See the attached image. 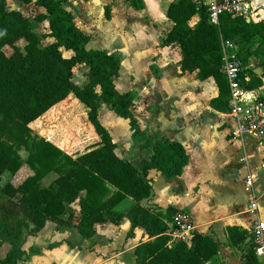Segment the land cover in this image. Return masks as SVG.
Listing matches in <instances>:
<instances>
[{"label":"trees","instance_id":"1","mask_svg":"<svg viewBox=\"0 0 264 264\" xmlns=\"http://www.w3.org/2000/svg\"><path fill=\"white\" fill-rule=\"evenodd\" d=\"M125 1L138 11L147 7L146 0ZM34 3L45 9L35 19L48 21L47 36L54 39L44 46L32 20L11 8L7 0H0V249L4 243L10 244L6 255L0 256V264H19L26 255L23 245L27 236L41 231L47 221L75 227L83 239H91L98 224L119 225L124 218L130 222L129 235L140 227L148 238L135 247V264H208L221 252L213 236L195 232L198 236L194 235L190 245L184 241L169 244L167 220L176 208L169 205L162 210L141 204L153 195L150 169L169 178L183 173L189 162L185 146L166 136L151 141L146 135L145 145L150 151L142 168L120 156L117 143L99 118L101 106L127 119L135 134L144 132L133 113L134 94L121 92L115 85L121 68L119 57L104 49L85 47L89 36L76 25L63 0ZM106 14L109 17L108 11ZM165 15L173 25L163 43L180 47L181 71L197 70L200 79H214L218 94L209 101L212 109H229V83L221 71L222 39L235 42L236 54L244 65L253 61L263 67L261 75L253 68L244 69L247 79L243 83L249 88L264 85V19L248 21L243 15L223 14L215 25L206 8L195 0H171ZM196 15L198 21L191 24ZM61 48L73 54L65 56ZM78 63L89 67L83 86L73 81ZM71 93L86 104L88 119L99 138L77 154L67 153L30 126ZM21 152L31 174L18 183L8 180L2 185L3 173L15 176L19 172ZM50 173L55 177L43 184ZM127 197L133 203L126 210H118ZM76 201L80 207L78 222L71 209ZM226 234L228 244L247 246L245 264H256L248 230L229 225Z\"/></svg>","mask_w":264,"mask_h":264},{"label":"rangeland","instance_id":"2","mask_svg":"<svg viewBox=\"0 0 264 264\" xmlns=\"http://www.w3.org/2000/svg\"><path fill=\"white\" fill-rule=\"evenodd\" d=\"M170 1L160 0L158 3L157 0H146V9L138 11L125 0H63L64 6L73 13L76 25L89 36L85 47L113 52L120 59V74L115 78V85L121 92L129 90L134 94L133 113L144 134H135L129 121L115 114L106 105L100 108L99 118L117 143V153L132 160L139 168H142V161L147 154V150H144L146 147L143 145L146 135H150L151 141H154L164 135H174L183 130L182 116L177 108V94L170 89L176 76H181V49L177 44L163 43L172 26L171 20L165 15L166 6ZM7 2L11 8L22 11L32 20L34 31L41 38V46L54 40L47 36L48 21L40 22L35 19L36 15L45 11L43 7L36 5L33 1L27 3L24 0H7ZM107 11L109 17H107ZM196 20L197 16L193 17L191 24ZM61 50L65 56L73 54L70 50L64 48ZM88 72L89 67L86 63H78L73 71V81L83 86L88 81ZM87 112L86 104L80 102L71 93L30 126L37 134L52 141L67 153L77 154L90 148L98 139ZM225 121V118L212 121L204 138L217 140L219 137L217 130L225 128ZM187 137L192 138V134H188ZM213 144L215 147V143ZM24 156L25 153L21 152L22 165L15 176L8 171L3 173L2 185L8 180L18 183L31 174V169L23 161ZM239 166L241 167L236 164L233 167ZM235 171L234 169L233 173L236 174L234 178L238 180L241 173H235ZM152 175L154 200L165 204L168 195L166 184L175 178H169L156 170ZM54 177L55 174L50 173L42 183L47 185ZM263 177L260 181L261 190L264 187ZM132 203L133 199L127 197L117 206V209L126 210ZM260 204L264 205V199H260ZM71 209L75 212L74 221L78 222L80 207L77 201L72 203ZM45 226L46 233L53 232V234H57L54 230L65 233L64 230L68 229L66 238L71 241V244L73 242V247L82 249L85 245L84 239L75 227H66L53 221H47ZM129 226L128 218H124L119 225L109 223L98 226L96 240H89L87 248L93 251L94 245L97 244L104 257L112 260H110L111 264H131V244L135 240V242L143 241L147 236L144 233L129 235ZM223 247L224 251L232 255L236 264L242 263L244 258L239 247L240 253L233 246L224 244ZM225 247L228 248L225 249ZM84 260H90V256H86ZM217 261L218 259L215 258L212 264ZM217 264L220 263L217 262Z\"/></svg>","mask_w":264,"mask_h":264},{"label":"crops","instance_id":"3","mask_svg":"<svg viewBox=\"0 0 264 264\" xmlns=\"http://www.w3.org/2000/svg\"><path fill=\"white\" fill-rule=\"evenodd\" d=\"M248 1L253 7L250 15L246 18L253 21L264 19V0ZM157 2L159 3L160 0ZM167 7L168 5L166 9ZM197 21L198 16L194 23ZM250 68H253L255 72L260 69V72L256 73L262 74L263 67L253 63V61L245 65V69ZM173 83L170 89L177 94V108H179L178 112L182 116L181 127L183 130L174 135L167 134L164 136L177 140L185 146L189 154V162L180 176L167 182L168 195L165 204L157 203L154 200V191L151 198L146 202L143 200L141 204L162 210L171 205L176 208V211L186 213L196 228L195 231L211 235L220 243V254L214 256L208 264H212L215 258L220 264H236L232 255L224 251V244L232 246L228 244L226 227L236 225L247 229L249 232L252 222L257 217L264 219V205L261 206L260 204V199H264V187L262 190L260 189V181L264 175V144H259L252 138H247L245 141L231 138L228 129L229 118L226 112H218L209 106L210 99L218 94L217 85L212 77L203 80L198 77L197 70L193 72L181 71V76H176ZM259 89L264 94V85ZM103 107L105 106L102 105L101 108ZM222 118L226 119L225 128L217 130L218 139L204 138L211 122ZM38 119L30 124L37 122ZM187 133L192 134V138H188ZM98 140L99 138L96 142ZM145 143L143 144L146 147L144 150L148 152L150 148ZM213 143H215V147H213ZM234 163L241 165V167H233L236 166ZM234 169L236 170L235 173H241L238 180L234 178L236 175L233 173ZM154 170L150 169L148 174L153 189L154 178L152 173ZM249 173L254 174L253 193L259 203L256 213L248 210L251 194L245 190V178ZM230 174L234 175L231 176ZM258 193L260 194L258 195ZM109 223L98 224L97 228ZM45 227L38 233L27 236L23 245L26 255L23 260L19 261V264H111L112 260L109 257H104L97 244L94 245L93 251L87 248L89 240H96L97 233L91 239H80L85 242V245L79 249L76 246L73 247V242L71 244V241L66 238V232H68L66 230L68 229L64 230L65 233L54 230V233L57 234H53V232L46 233ZM134 233L145 234L140 227L135 228ZM135 241L131 244V264H135L134 249L142 242ZM233 247L238 252L239 248L242 250L244 260L241 264H245V245ZM9 248L10 244L4 243L0 249V256L4 257ZM88 255L90 260H84Z\"/></svg>","mask_w":264,"mask_h":264},{"label":"built area","instance_id":"4","mask_svg":"<svg viewBox=\"0 0 264 264\" xmlns=\"http://www.w3.org/2000/svg\"><path fill=\"white\" fill-rule=\"evenodd\" d=\"M207 10L211 23L218 25L223 14L248 17L251 5L248 0H195ZM221 71L226 76L229 89V135L234 140L245 141L247 138L264 144V94L259 88H249L244 84L247 76L243 77L245 65L236 54L237 45L233 40L222 39ZM254 174L249 173L245 178V190L251 194L248 210L256 213L259 208L258 200L253 193ZM166 234L170 237L169 244L184 241L191 244L195 235L189 216L176 211L167 220ZM249 236L256 257V264H264V219L257 217L249 228Z\"/></svg>","mask_w":264,"mask_h":264},{"label":"water","instance_id":"5","mask_svg":"<svg viewBox=\"0 0 264 264\" xmlns=\"http://www.w3.org/2000/svg\"><path fill=\"white\" fill-rule=\"evenodd\" d=\"M247 20L250 21V19H247ZM256 72L259 73L260 69H258V71H256ZM195 236H198V235L196 234ZM192 241H193V239H192Z\"/></svg>","mask_w":264,"mask_h":264}]
</instances>
